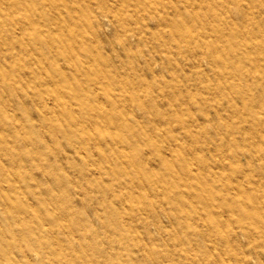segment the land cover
I'll return each instance as SVG.
<instances>
[{
  "label": "rangeland",
  "instance_id": "374dc122",
  "mask_svg": "<svg viewBox=\"0 0 264 264\" xmlns=\"http://www.w3.org/2000/svg\"><path fill=\"white\" fill-rule=\"evenodd\" d=\"M0 264H264V0H0Z\"/></svg>",
  "mask_w": 264,
  "mask_h": 264
},
{
  "label": "bare ground",
  "instance_id": "6f19581e",
  "mask_svg": "<svg viewBox=\"0 0 264 264\" xmlns=\"http://www.w3.org/2000/svg\"><path fill=\"white\" fill-rule=\"evenodd\" d=\"M137 154H138V156H137ZM134 156L135 157H132V159H131V165H130V167L127 170H125V171L128 174H133L134 176H144V177H147L150 174V167L148 165H144L143 160L141 158V154H139L138 151H136V153L134 154ZM164 158H165L164 156L158 154L157 159L160 160L162 163L165 162V159ZM148 162L150 163L149 158H148ZM160 176L162 178H165V174H161ZM167 176L168 177H172L171 171L169 173H167ZM176 187H177V184H176ZM225 207H226V209L229 208L228 205H226ZM242 211H243L244 214L247 213V211H246L245 208H243Z\"/></svg>",
  "mask_w": 264,
  "mask_h": 264
}]
</instances>
